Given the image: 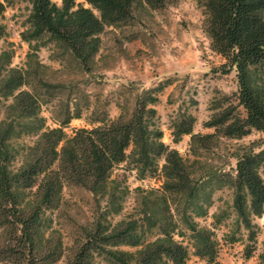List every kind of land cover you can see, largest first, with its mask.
I'll list each match as a JSON object with an SVG mask.
<instances>
[{
  "label": "trees",
  "instance_id": "16d2710c",
  "mask_svg": "<svg viewBox=\"0 0 264 264\" xmlns=\"http://www.w3.org/2000/svg\"><path fill=\"white\" fill-rule=\"evenodd\" d=\"M6 1L0 0V12ZM28 1L26 26L19 31L20 38L28 45L41 36L51 39L86 70L99 46L98 33L105 25L126 23L139 2L84 0L88 3L84 6L74 0H60L58 4L53 0ZM142 1L152 8L167 2ZM199 2L202 30L210 49L224 58L221 72L234 70L236 101L244 114L236 112L231 102L220 104L203 121L213 131L204 133L191 132V115L175 122L172 140L189 134L188 146L193 153L197 148L206 149L219 138H239L250 128L264 129V0ZM10 55L11 50H0V97L10 98L2 102L4 112L0 118V263L91 264L94 256H100L106 264H184L187 246L173 234L182 236L187 232L192 253L203 260L195 264H223L216 258L213 229L198 225L192 217L205 212L210 196V189L205 186L210 178L193 176L186 158L161 140L162 132L155 121L153 104L157 97L153 88L139 92L128 113L99 118L95 125L77 127L67 134L62 126L72 116L77 117L78 111L70 115L65 110L57 118L58 125L45 126L44 117L39 114L41 100L36 93L37 87L48 91L60 84L37 74L44 64L37 61L34 51L26 54L24 66L9 65ZM33 75L36 78L31 82ZM25 133L33 134V140L22 147L20 161L13 166L12 158L17 151L13 139ZM252 143L237 145L236 151L231 152L233 167L224 181L232 187L231 206L235 213L233 232L228 239L238 238L234 230L239 225L245 229L244 257L257 249L258 226L251 218L264 210V180L257 170L262 153L254 150ZM160 156L163 157L160 186L135 187L137 200L132 210L114 222L107 219V214L119 211L127 192L119 178L110 176L114 165L124 162L135 169L138 177H143L157 169ZM64 184L90 191L96 210L90 222L81 226L80 239L61 260L54 231L44 235L42 228L44 212L59 205ZM153 227L154 236L145 238V230ZM256 258L258 264H264V239Z\"/></svg>",
  "mask_w": 264,
  "mask_h": 264
},
{
  "label": "rangeland",
  "instance_id": "374dc122",
  "mask_svg": "<svg viewBox=\"0 0 264 264\" xmlns=\"http://www.w3.org/2000/svg\"><path fill=\"white\" fill-rule=\"evenodd\" d=\"M74 1L88 6L84 0ZM199 1L167 0L161 7L152 8L139 0L126 23L105 25L98 33L99 46L86 70L51 39L41 36L34 44L31 40L32 45L22 40L19 31L26 26L29 1L8 0L0 12V50H11L9 65L13 66H24L26 54L34 51L37 61L44 64L37 69V74L60 84L48 91L42 86L36 88L41 100L39 114L44 117V125H58L57 118H61L65 110L70 115L78 111L77 117L72 116L62 126L67 134L77 127H91L99 118H114L119 112L128 113L139 92L153 88L157 97L153 104L155 121L162 132L161 140L186 158L193 176L207 175L210 178V183L205 186L210 189L205 212L192 217L198 225L213 229L216 258L223 264H258L256 253L264 239V210L251 218L258 226L257 249L249 257H244L245 229L239 225V229L234 230V236L238 238L228 239L233 232L235 213L231 206L232 187L224 181L233 167L231 152L236 151L237 145L249 142H253L254 150L262 153L257 170L264 180V129L250 128L239 138H219L206 149L197 148L194 153L188 146L189 134L183 133L177 141L172 140L173 124L186 115L193 117L191 132L204 133L213 131V127L204 126L203 121L220 104L225 106L231 102L236 106V112L244 114V109L236 101L234 70L221 72L220 64L224 58L210 49L209 39L202 30L203 14ZM30 78L33 82L36 76ZM223 95L228 98H223ZM9 99H0V118L4 112L2 104ZM33 136L25 133L13 139L14 148H17L12 158L13 166L19 163L22 147L31 143ZM162 161L163 157H158L157 169L143 177H138L135 169L124 162L114 165L110 176L119 178L127 192L121 199L119 211L107 214V219L114 222L132 210L137 200L135 187L149 189L160 186ZM103 204L101 200L100 206ZM95 210L91 192L73 184H64L59 205L45 210L42 231L44 235L54 231L52 235L59 240L61 260L80 239L81 226L90 222ZM216 217L218 219L214 220ZM154 232L155 227L145 230L144 237L150 239ZM173 237L187 246L184 264L203 263L192 253L187 232L182 236L173 234ZM121 247L133 249L128 245ZM91 264L106 263L100 256H94Z\"/></svg>",
  "mask_w": 264,
  "mask_h": 264
}]
</instances>
